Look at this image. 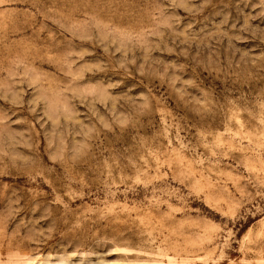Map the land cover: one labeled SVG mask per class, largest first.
Here are the masks:
<instances>
[{"label": "rangeland", "instance_id": "1", "mask_svg": "<svg viewBox=\"0 0 264 264\" xmlns=\"http://www.w3.org/2000/svg\"><path fill=\"white\" fill-rule=\"evenodd\" d=\"M0 264H264V0H0Z\"/></svg>", "mask_w": 264, "mask_h": 264}, {"label": "bare ground", "instance_id": "2", "mask_svg": "<svg viewBox=\"0 0 264 264\" xmlns=\"http://www.w3.org/2000/svg\"><path fill=\"white\" fill-rule=\"evenodd\" d=\"M123 248V247H122ZM119 250H121L120 248H118ZM125 249V248H124ZM60 261V260H59ZM61 261H62V259H61ZM121 263V262H120Z\"/></svg>", "mask_w": 264, "mask_h": 264}]
</instances>
